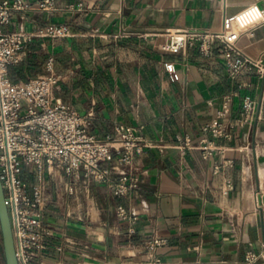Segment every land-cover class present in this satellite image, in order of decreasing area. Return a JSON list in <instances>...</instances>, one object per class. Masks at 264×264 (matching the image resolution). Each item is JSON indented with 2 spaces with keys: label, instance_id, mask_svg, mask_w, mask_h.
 <instances>
[{
  "label": "crops",
  "instance_id": "obj_1",
  "mask_svg": "<svg viewBox=\"0 0 264 264\" xmlns=\"http://www.w3.org/2000/svg\"><path fill=\"white\" fill-rule=\"evenodd\" d=\"M6 31L67 24L72 34L36 37L9 66L13 80L60 75L56 98L92 113L88 130L114 134L124 123L153 144L135 159L138 185L126 197L86 175L51 177L44 221L47 264H124L159 256L165 264H240L264 251V78L256 67L233 77L220 42L166 49L181 29L212 30L264 0H24ZM239 45L264 55V21ZM180 73L173 79L166 62ZM257 100L252 124L235 125L244 99ZM221 120L230 134L204 126ZM206 139V140H204ZM210 145V147H208ZM34 181V175L25 174ZM124 212L126 216L123 215ZM163 238L154 247L147 241ZM4 240V238H3ZM0 264H7L0 243ZM252 264H264V256Z\"/></svg>",
  "mask_w": 264,
  "mask_h": 264
},
{
  "label": "built area",
  "instance_id": "obj_2",
  "mask_svg": "<svg viewBox=\"0 0 264 264\" xmlns=\"http://www.w3.org/2000/svg\"><path fill=\"white\" fill-rule=\"evenodd\" d=\"M54 0H41L39 6L53 9ZM29 6L24 0H0V178L5 190L15 238L19 264H47L40 257L52 234L44 221V210L49 202V179L63 173L76 174L80 169L96 181L107 184L119 197H126L138 185L135 159L153 143L134 133L131 126L120 123L114 134L99 135L88 130L92 113H80L56 98L55 90L60 75L53 65L48 73L30 79L13 80L9 66L21 60L22 50L36 37H60L72 34L67 24H47L33 30L21 28L6 31L14 13ZM264 21V9L257 3L248 5L232 16H225L222 25L212 30L181 29L172 35L166 49L179 51L186 45L201 42L205 54L212 53L220 42L223 51L234 52L226 57V66L233 77L248 68L256 67L264 78V55L255 57L240 45L243 34ZM173 79L180 73L174 62L165 63ZM258 102L247 96L239 115L230 123L252 124L257 116ZM226 102L220 117L204 126L205 133L215 137L230 134L221 118L228 113ZM206 140V139H204ZM210 147V145H208ZM28 175H34L32 181ZM124 216L126 214L122 212ZM165 242L163 238L147 241L154 247ZM263 253L251 251L244 262L252 264ZM124 264H165L161 257L129 261Z\"/></svg>",
  "mask_w": 264,
  "mask_h": 264
},
{
  "label": "water",
  "instance_id": "obj_3",
  "mask_svg": "<svg viewBox=\"0 0 264 264\" xmlns=\"http://www.w3.org/2000/svg\"><path fill=\"white\" fill-rule=\"evenodd\" d=\"M0 221L4 238L5 254L7 264H19L16 254L15 238L12 227L11 216L5 198V190L0 178Z\"/></svg>",
  "mask_w": 264,
  "mask_h": 264
},
{
  "label": "rangeland",
  "instance_id": "obj_4",
  "mask_svg": "<svg viewBox=\"0 0 264 264\" xmlns=\"http://www.w3.org/2000/svg\"><path fill=\"white\" fill-rule=\"evenodd\" d=\"M0 243H1V247L5 252V247H4V240H3V232H2V228H1V221H0Z\"/></svg>",
  "mask_w": 264,
  "mask_h": 264
}]
</instances>
